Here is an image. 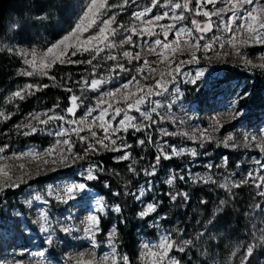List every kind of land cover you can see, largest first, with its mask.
I'll list each match as a JSON object with an SVG mask.
<instances>
[{
	"label": "rangeland",
	"instance_id": "rangeland-1",
	"mask_svg": "<svg viewBox=\"0 0 264 264\" xmlns=\"http://www.w3.org/2000/svg\"><path fill=\"white\" fill-rule=\"evenodd\" d=\"M88 2L89 0H20L9 13L3 33H0V56H10L18 62L12 70L10 79L0 89V111L6 116L12 114L8 119L0 117V128L2 126L9 128L10 135L14 137L11 143L0 139V147L8 145L4 152L0 153V249L14 246L11 242L15 239V235H19L16 237L15 246L29 242L35 246L33 253L40 255L39 259L28 256L24 259L26 264H32L35 259L48 264H69L68 261L84 264V261L92 257L96 258L92 264H123L119 258L125 255L129 264H156V257L145 254L147 252L145 245L158 244L162 236L171 235L177 243L191 241L190 244L185 245L184 252H178L173 248L169 253V256L175 257L179 264H244L249 261L248 264H264V196L259 195L264 191V187L257 188L252 180L238 188L233 187L231 191L219 186L224 182L225 177L238 182L244 179L250 170L254 174L264 176V172H257L259 165L256 164L257 159L264 163V153L255 147V143L251 147L244 146L245 136L259 138L264 135V68L258 67L264 64V45L241 44L240 41L247 38L243 29L233 39V34L222 26L219 29L215 27V23L219 21L217 17H212L215 22L213 30L207 32L204 40L200 41L201 45L211 41V51L202 47L199 50L191 47L190 44L185 43L188 37L184 35L180 37L177 47L174 42L176 29H193L195 26L191 23L192 19L201 23L206 21L203 15L194 14L195 0L190 5L193 11L185 14V20L176 21V28L170 31L167 38L169 48L150 47L134 36L133 39L137 40L140 46L130 50L133 54L139 52V61L133 60L128 64L126 59L121 58V62L130 71L120 72L118 78L111 79L101 88V91L107 92L120 87L135 76L140 82L139 85L133 83L128 89H121L115 97L109 99L113 107H121L125 110L127 109L123 100L124 95L136 94L127 101L134 103L137 95L140 94L137 91L140 86L153 84L162 77L161 82L169 88L168 93L163 96L152 97L161 105L157 109L158 114L153 113V119L157 120L156 125L148 131L134 132L129 128L127 133H119L125 137L128 144L132 145L127 149L131 153L129 160L117 161L115 157L122 155V152H111L100 148L98 153H90L84 161L75 164H71V161L68 164L63 163L62 154L69 155V153L66 151V145L57 144L58 140L70 138L73 142V153L83 154L86 147L76 134L71 132V129L77 125L67 124L64 121H53L46 130L23 135V132L28 130L23 127V123L28 122L26 118L30 113H42L59 104V107L54 109L55 113L79 121L85 115L87 108L95 106V98L100 93L88 91L84 105L77 109L75 117L65 111L70 106L69 97L72 93L67 92L64 86L72 87L75 94L81 95L80 86L75 84V81L80 80L81 77L90 81L92 65L61 63L58 60L47 69V75H43L42 69L37 67L34 70L23 62V57L20 55L21 50H27V58L31 60L33 48L37 53L44 52L69 35ZM119 2L120 0H108L109 4ZM260 3L264 4V0H260ZM150 4L151 0H136L135 4L130 2L123 9L112 8L108 15L117 13V23L128 25L133 22V12L149 7ZM222 6L220 3L216 5V7ZM212 7L207 5L206 10H211ZM245 7L251 6L245 5ZM167 10L157 6L144 17V20L149 19L150 16L162 15ZM38 16L43 19H37ZM171 21L166 17L159 22L153 21V25H145L141 21L134 23L139 29L157 24L166 26L172 24ZM155 31L160 33V28L156 27ZM96 32L95 27L90 28L79 39L84 40L89 35H95ZM193 35L199 36L200 33L194 32ZM156 38L164 39L162 33L158 37H145L149 40ZM120 39L121 37H116L117 41ZM65 44L71 45L64 53L65 61L69 59L86 61L91 58L89 53L82 51L83 47L90 45H80L75 36H71ZM63 47L64 45H61L55 51L59 53ZM124 48L129 46L125 45ZM148 48L158 56L145 59ZM74 49L77 50L75 56L71 55ZM112 51L113 54L117 52L116 49ZM192 53L199 58V62L193 61L181 65L182 72L186 75L177 76L175 83L169 84L172 79L169 72L173 71L174 74L176 63L180 60H189ZM40 60L41 57L38 55L37 65ZM145 60L148 61L147 64L144 63ZM96 63L97 61H93V64ZM100 63L97 78L103 75L107 79L108 69L113 65V61H100ZM150 63L152 66L149 65ZM139 67H143V76H147L146 80L137 73L136 69ZM25 71H35V74L22 75L21 73ZM197 71H202L203 75L193 84L190 81L196 78ZM111 75L114 77L115 73ZM27 84L48 85V87L54 85L62 98L57 97L46 106L39 101V92L48 87H42L39 90H30L33 92L32 95H28L29 90L26 89L23 93L25 99L13 98L9 102L11 94ZM245 93L248 95L241 98ZM253 97L255 101L251 103L250 99ZM150 107L153 105L145 104L142 110ZM237 112L240 114L233 118ZM97 114L93 112L92 116ZM129 115L135 116L137 122L142 119L134 110L130 111ZM160 116H164L165 119L161 121ZM121 118L122 116L117 117L116 121H113V126ZM106 119H111V110ZM31 122L37 124L35 120ZM88 123H91V117L88 118ZM18 124L22 125L19 129L16 127ZM61 124L69 130L63 137L54 135ZM39 127L45 129L43 125ZM161 128L170 133L175 132L176 135L163 136L160 132ZM93 130L97 131L98 136L103 135L99 129V121L94 125ZM201 133L205 136L203 140L200 139ZM149 134L154 141L151 144L147 143ZM80 135L91 139L86 126L85 131ZM230 135L234 137L238 147L225 148L220 144V141ZM140 139H144L146 143L138 144ZM165 140L169 145H175L179 149H195L197 155L193 157L190 153H186L169 160L162 159L156 175L145 176L142 170L146 168L151 170L157 148ZM166 150L170 151V149ZM14 153L16 155H13ZM33 153L34 157L30 156ZM225 157L227 163L223 164ZM89 163L102 165L103 171L97 173L98 179L85 181L80 173ZM130 164L135 167V174L128 170ZM208 164L213 167L209 169ZM173 174L177 178L169 185L166 181ZM189 174L204 179L212 177L217 183H194L189 178ZM180 176H184L185 179L180 180ZM73 183L88 185L85 194L86 205L89 208L83 210L84 206L74 200L64 202L67 198L62 189ZM10 184L18 186H9ZM106 184L108 187H105ZM141 191L144 195L137 200L132 193L139 194ZM117 192L120 194L114 195ZM177 192L187 193V199L181 195L173 200L169 193ZM99 197L104 198L108 207L100 214V231L96 232L93 238L83 230L85 227L83 222L92 214L95 200ZM221 200L224 201L223 205L220 204ZM125 203L128 204L126 214L135 235V246L131 254L127 253L119 243L118 227L125 226L124 213L113 211L117 205L121 209ZM150 203L156 204V210L146 217H140L138 213L145 211L146 205ZM66 219L72 220L75 224L73 232L62 231V226L68 227ZM41 239H44L45 243L39 245ZM75 239H81V245H76ZM99 243L108 244L110 253L96 255L93 244L96 246ZM254 244H258V253L253 257L251 254L245 260L248 247ZM253 249L255 251V248ZM21 251H27V248L23 247ZM152 251L158 250L153 248ZM164 264H168L167 260Z\"/></svg>",
	"mask_w": 264,
	"mask_h": 264
},
{
	"label": "snow or ice",
	"instance_id": "snow-or-ice-1",
	"mask_svg": "<svg viewBox=\"0 0 264 264\" xmlns=\"http://www.w3.org/2000/svg\"><path fill=\"white\" fill-rule=\"evenodd\" d=\"M135 4L136 0H120L117 4H109L108 0H89L88 3L85 4V9L83 11L82 16L80 17L78 23L73 28L72 32L69 35L65 36L61 41L57 44H53L46 51L37 53L36 49L31 50L32 59L29 60L27 58L28 52L27 50H21L20 55L23 57V62L27 65H30L34 70L39 67L43 70L42 74L47 75V69L51 67V65L55 64L58 60L61 63L68 62L73 64H88L92 65V73L91 79L89 81L88 78L81 77L80 80L75 81V84L80 86L81 95H77L73 92V88L69 86H64L65 90L69 93H72L69 97L70 106L65 110L69 115L75 117L77 109L84 105L86 99V93L88 91L99 92V96L95 98V106L87 108L85 115L77 121L76 119H67L63 115H59L55 113V108L59 107V104L55 105L53 109L45 110L42 113H30L29 117L26 118L27 123H23V127L28 129L23 132V135L34 134L40 130H46V127L50 125L53 121H64V123L77 125L71 129V132L75 133L78 137L79 141L82 144H85L83 154L73 153L72 146L73 142L69 139L58 140L57 144L66 145V151L69 155L61 156V161L65 164H68L71 161V164H75L78 161H84L89 157L90 153H98L100 148H103L106 151L111 152H122V155L115 157L117 161L129 160L131 158V153L127 151L130 149L132 145L126 142L125 137L119 135V133H127L129 128H132L134 132H142L148 131L154 125L157 124V120L153 119V113H157V109L161 107L160 102L152 99L153 96H163L165 93H168L169 88L166 84L162 83L161 79L155 80L153 84L142 85L138 88L137 98L133 102H127L132 95H136L134 93L125 94L123 100L126 104V109L121 107H113L112 103H109V99L115 97L117 93L121 91V89H128L129 86L133 83L139 85V81L135 76L132 77L131 80L123 83L120 87L115 89H111L107 92L101 91V88L104 84L109 83L111 79L118 78L120 72H128L130 69L125 67V64L121 62V58L127 60L128 64H131L133 60L139 61L140 54L133 52L130 50L131 48L139 47L137 40H134L133 37H137L138 40L143 41L144 44L151 46H161L165 49L169 48V43L167 42V38L170 34V31L176 28V21H183L186 19V13L192 12L193 9L190 7L193 0H151V4L149 7H144L139 11H135L132 13L133 22L128 25L117 23L116 16L117 13H113L112 15H108L109 11L112 8H120L123 9L129 3ZM217 3L222 4V7H216ZM207 5H212L211 10H206ZM245 5H250L251 7H245ZM157 6L162 8H167L168 10L163 12L162 15H154L150 16L149 19L144 20V17L148 16L153 8ZM177 10H180L177 12ZM171 13V15H170ZM231 13V15H228ZM194 14L197 16L203 15L206 18L204 23L196 19H192L191 23L195 27L193 29L187 28H178L175 31V43L176 46L179 47V39L182 35L187 36L188 39L185 40L186 44H190L191 47L199 50L201 47L207 51H211L212 42H207L201 45L200 41L204 40V35L213 30L214 21L212 17L218 18V23H215V27L219 29L221 26L223 29L231 32L233 34L232 38L234 39L237 33H240V30L243 29L244 33H246L247 38L240 41L241 44H257L264 45V4L260 3V0H195V10ZM169 18L173 21L172 24L168 25H154L151 27L137 28L135 25V21H141L145 25H153V21H161L165 18ZM226 17V18H225ZM37 19H43V17H37ZM115 25V27H113ZM95 27L97 32L95 35H89L84 40H80V36L90 28ZM160 28V33L155 31V28ZM200 33L199 36L193 35V33ZM162 33L164 39L156 38L154 40L145 39V37H153L159 36ZM71 36H75L80 45H90L82 48L83 52H87L90 54V59L84 61H73L71 59L65 61L63 59L64 53L67 52L68 48L71 45H66L65 42L69 40ZM119 36L121 39L119 41L116 40V37ZM218 39V37H217ZM231 42V40H230ZM64 45L61 49V52L57 53L55 50L57 47ZM125 45H128L129 48H124ZM222 47V45H221ZM113 49H116V54H113ZM9 51H13L9 49ZM175 51V49H173ZM104 53V55H101ZM77 54V50L74 49L71 55L75 56ZM239 55V53H237ZM41 57L39 64L37 65L36 59L37 56ZM99 58V59H98ZM93 61H97L96 64H93ZM100 61H113V65L108 69V78L105 79L103 75L97 78V69L101 67ZM193 61L199 62V58L192 53L190 55V59L187 61L180 60L176 63L173 71L169 72V75L172 76V79L168 82L169 84H174L177 76L186 75V73L182 72L181 65L185 63H192ZM175 63V61H173ZM145 64L148 63L147 60L144 61ZM247 63H251V61H247ZM171 67V65H170ZM258 67L264 68V64L259 65ZM119 69V71H117ZM150 71L152 69H149ZM137 73L143 76L144 69L143 67H139L136 69ZM115 73L113 77L111 74ZM22 75L33 76L35 71H25L21 73ZM203 75L202 71H197L193 80L190 82L195 84L197 78ZM55 79L54 77H51ZM146 80L147 76H143ZM42 87H48V85H39V84H27L22 89H18L11 94L9 97V102L13 98H19L20 100L25 99V95L23 94L25 90L28 91V95H32L33 92L30 91L32 89L39 90ZM145 89L147 91L145 92ZM248 93L244 94L245 98ZM145 104L153 105V107L148 108L147 110H142V106ZM104 105H107L106 107ZM170 107V105H169ZM111 110V119H106ZM134 110L135 112L140 114L142 118L140 122H137L136 117L129 115V112ZM93 112H97L96 116H92ZM49 113H52L49 115ZM158 114V113H157ZM240 113H236L233 118H236ZM12 114H8L7 116L3 111H0V117L4 119L10 118ZM122 116L119 119L118 123L113 126V121H116L117 117ZM43 117V118H41ZM91 117V123H88V118ZM165 119L164 116H160V120L163 121ZM35 120L37 124H33L31 121ZM97 121H99V129L103 132L102 136L97 135V131L93 130L94 125H96ZM182 123V122H181ZM39 125L45 126V129H41ZM22 125H16L19 129ZM85 126L87 131L90 133L91 139L88 136L80 135L81 132L85 131ZM68 129H65L63 124H61L57 131L54 133L56 136H66L68 133ZM160 132L163 136L176 135L175 132H168L166 129L161 128ZM187 135V133H185ZM115 137V138H113ZM205 138L204 133L200 134V139L203 140ZM210 139V138H209ZM245 147H251L253 143H255V147H257L261 153H264V135L261 137L245 136ZM153 138L149 134L147 137V143H153ZM146 141L144 139L138 140V144L144 145ZM220 144L225 148L229 147H238L234 141V137L231 135L226 137L224 140L220 141ZM201 147L203 144L201 143ZM8 147V145H4L0 147V153H3L4 150ZM166 149H170L167 151ZM186 153H190L193 157L197 155L195 149H179L175 145H169L165 140L160 146L157 148V155L155 156V161L151 165V170L143 169V174L145 176H155L156 170L161 163V160H169L174 156L184 155ZM13 155H16L15 153ZM45 163H48L45 161ZM55 163V161H53ZM227 163V158H224L223 164ZM256 164L259 165V169L257 172H264V163H261L259 159L256 160ZM71 166V165H68ZM239 166V165H237ZM207 167L211 169L213 165L208 164ZM56 169H53L55 171ZM128 170L132 173H136L135 167L131 164L129 165ZM103 171V166L95 163H89L86 168H84L83 172L80 175L83 177L85 181H92L98 179V172ZM176 176L170 175L167 179L166 183L171 185L175 182ZM189 178L193 180V182H203V183H217L212 177H208L204 179L202 177H192L189 174ZM180 180H184V176L179 177ZM250 180H252L257 188L264 187V176L254 174L253 171H249L245 178L235 182L230 180L228 177H225L223 183H220L219 186L228 191H231L233 187H240L243 184H247ZM9 186H18V185H9ZM151 182L149 181V190H150ZM105 187H108L106 184ZM88 189V185L86 183H73L67 185L62 189L64 196L67 198L64 200L65 203L68 200L77 199L81 194L85 193ZM120 193H114V195H119ZM132 195L136 196L137 200H140L144 193L141 191L139 194L132 193ZM173 200H176L178 196L183 195L185 199H187V193H169ZM259 195L264 196V191L260 192ZM63 199L64 197H60ZM201 203H206V201H201ZM220 204L223 205L224 201L221 200ZM107 205L105 204L104 198L99 197L95 200V207L92 210V214L87 218L85 223L84 231L89 233L90 236L94 238V234L100 231V214L104 213L107 209ZM257 207H260L257 205ZM156 210V204L150 203L146 205V210L138 213L140 217H146L150 213ZM113 211L119 213L121 211L120 206L117 205ZM46 230V229H45ZM72 229L69 227H63L62 231L68 233ZM50 242V241H49ZM191 241H182L177 243L171 237V235H164L161 237L158 244L155 245H145V249L147 252L145 253L148 256L156 257V264H164V261L167 260L168 264H179V261L175 259V257L169 256V253L175 248L178 252L185 251V245L190 244ZM95 247V244H93ZM155 248L158 251H152ZM253 246H249L245 255V260L253 253ZM113 253L115 256V248L113 247ZM119 260L123 262V264H129L128 257L125 255L120 257ZM91 264V262H89Z\"/></svg>",
	"mask_w": 264,
	"mask_h": 264
},
{
	"label": "trees",
	"instance_id": "trees-1",
	"mask_svg": "<svg viewBox=\"0 0 264 264\" xmlns=\"http://www.w3.org/2000/svg\"><path fill=\"white\" fill-rule=\"evenodd\" d=\"M19 1L20 0H0V33H3L6 19ZM35 6L36 5H33V7ZM17 63V60L10 56H0V89L6 84L7 80L10 79L12 70L15 68ZM57 97L62 98L59 90L54 85H50L48 88L39 92V101L45 103L46 106H49L51 102H53V100ZM254 101V97L250 99L251 103ZM13 138L14 137L10 135L9 128H3V126L0 128V139H4L6 142L11 143ZM127 210L128 204L125 203V206L123 205L121 207V211L124 213L123 222L125 226L118 227V235L120 245L125 251H127V253L131 254L135 246V235L134 228L131 226V223L128 219L129 217L126 214ZM253 248H255V251L253 250L252 257L258 253V244H254ZM249 262L244 264H248Z\"/></svg>",
	"mask_w": 264,
	"mask_h": 264
},
{
	"label": "bare ground",
	"instance_id": "bare-ground-1",
	"mask_svg": "<svg viewBox=\"0 0 264 264\" xmlns=\"http://www.w3.org/2000/svg\"><path fill=\"white\" fill-rule=\"evenodd\" d=\"M166 21H168V20L166 19ZM168 22H170V21H168ZM154 56L157 57L158 54L155 53L153 50L149 49L147 54L145 55V59H150L151 57H154ZM149 65L152 66V63H150ZM34 155L35 154L33 153L30 156L34 157ZM73 200L78 202L80 205H83L84 206L83 210L89 208V206L86 205L87 198H86V194L85 193L81 194L77 199H73ZM66 223L68 224V227L72 229L70 232H73L74 225H75V224H73V221L66 219ZM75 235L76 234H74V236ZM18 236L19 235H15V239L11 242V244L14 245V246H11L9 248L6 247V249H0L1 250L0 251V264H26L24 259L27 258L28 256H32V257H35V258H38V259L40 258L39 254L33 253V250H34L35 246L31 245L29 242L28 243L24 242L23 245L15 246V243H16V240H17L16 237H18ZM74 241H75L76 245H81V243H82L81 239H75ZM43 243H45V240L41 239L39 245H42ZM23 247H26L27 251H21V249ZM94 252L96 253V255H101L102 253L109 254L110 253L109 246L106 243H99L98 245H96L94 247ZM14 259H16L17 261H15ZM38 259H35V261H33L32 264H48L47 262H41ZM95 259H96L95 257H92L88 261H84V264H89V262H91V264H92L95 261ZM68 263L69 264H75V263H72L71 261H68Z\"/></svg>",
	"mask_w": 264,
	"mask_h": 264
}]
</instances>
